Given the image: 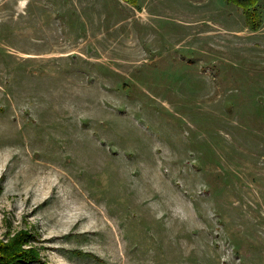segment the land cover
Instances as JSON below:
<instances>
[{
    "label": "rangeland",
    "instance_id": "obj_1",
    "mask_svg": "<svg viewBox=\"0 0 264 264\" xmlns=\"http://www.w3.org/2000/svg\"><path fill=\"white\" fill-rule=\"evenodd\" d=\"M0 0V238L27 264H264V0Z\"/></svg>",
    "mask_w": 264,
    "mask_h": 264
},
{
    "label": "trees",
    "instance_id": "obj_2",
    "mask_svg": "<svg viewBox=\"0 0 264 264\" xmlns=\"http://www.w3.org/2000/svg\"><path fill=\"white\" fill-rule=\"evenodd\" d=\"M135 3L136 0H125ZM240 6L246 16L247 24L252 29H258L262 23L258 0H227ZM33 235L21 230L8 240L0 238V264H27L30 261H41L38 251L34 247H25Z\"/></svg>",
    "mask_w": 264,
    "mask_h": 264
}]
</instances>
